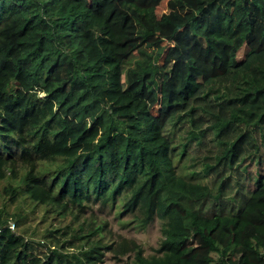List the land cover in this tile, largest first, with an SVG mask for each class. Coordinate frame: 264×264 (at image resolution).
Here are the masks:
<instances>
[{
    "label": "trees",
    "instance_id": "trees-1",
    "mask_svg": "<svg viewBox=\"0 0 264 264\" xmlns=\"http://www.w3.org/2000/svg\"><path fill=\"white\" fill-rule=\"evenodd\" d=\"M107 252L264 264V0H0V264Z\"/></svg>",
    "mask_w": 264,
    "mask_h": 264
},
{
    "label": "rangeland",
    "instance_id": "rangeland-1",
    "mask_svg": "<svg viewBox=\"0 0 264 264\" xmlns=\"http://www.w3.org/2000/svg\"><path fill=\"white\" fill-rule=\"evenodd\" d=\"M244 53V51H241L238 56L242 58L244 57ZM94 214L98 217H103L101 210L98 207H94ZM105 217H107L106 212ZM110 227L112 228L115 237L121 236L126 240H135L137 243L142 245L145 254L149 256L156 253L159 243L163 238L161 224L158 219H155L144 231L132 229L131 226H123L120 221L112 219ZM128 258L129 256L127 254H120L116 256L115 252H107L104 264H127Z\"/></svg>",
    "mask_w": 264,
    "mask_h": 264
},
{
    "label": "built area",
    "instance_id": "built-area-1",
    "mask_svg": "<svg viewBox=\"0 0 264 264\" xmlns=\"http://www.w3.org/2000/svg\"><path fill=\"white\" fill-rule=\"evenodd\" d=\"M12 228L14 227V226H11Z\"/></svg>",
    "mask_w": 264,
    "mask_h": 264
}]
</instances>
